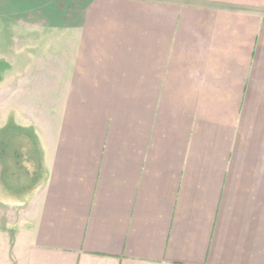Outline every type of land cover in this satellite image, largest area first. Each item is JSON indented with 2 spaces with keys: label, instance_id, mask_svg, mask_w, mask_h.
I'll list each match as a JSON object with an SVG mask.
<instances>
[{
  "label": "crops",
  "instance_id": "0c3cea01",
  "mask_svg": "<svg viewBox=\"0 0 264 264\" xmlns=\"http://www.w3.org/2000/svg\"><path fill=\"white\" fill-rule=\"evenodd\" d=\"M62 26L8 79L0 264H264V0H74Z\"/></svg>",
  "mask_w": 264,
  "mask_h": 264
},
{
  "label": "rangeland",
  "instance_id": "374dc122",
  "mask_svg": "<svg viewBox=\"0 0 264 264\" xmlns=\"http://www.w3.org/2000/svg\"><path fill=\"white\" fill-rule=\"evenodd\" d=\"M73 6L74 0H0V120L6 113L8 79L25 77L26 69L40 59L42 67L48 61L55 66L51 52L58 44L56 35L70 29L62 26V20Z\"/></svg>",
  "mask_w": 264,
  "mask_h": 264
}]
</instances>
